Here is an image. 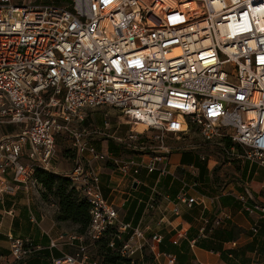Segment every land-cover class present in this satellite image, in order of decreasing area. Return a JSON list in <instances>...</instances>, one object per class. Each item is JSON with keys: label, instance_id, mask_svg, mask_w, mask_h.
Listing matches in <instances>:
<instances>
[{"label": "built area", "instance_id": "built-area-1", "mask_svg": "<svg viewBox=\"0 0 264 264\" xmlns=\"http://www.w3.org/2000/svg\"><path fill=\"white\" fill-rule=\"evenodd\" d=\"M43 1L0 0V126L17 128L0 138V202L38 187L36 171H50L58 137L70 138L78 155L64 177L91 205V221L83 234L50 241L51 251L76 250L53 256L52 264H101L92 248L109 233L108 248L125 259L161 243L162 236L150 239L119 218L96 162H109L129 180L144 169L176 176L164 154L146 161L98 150L89 138L108 137L110 123L80 130L72 122L82 123L84 111L118 110L132 127L122 142L135 150H148L146 132L159 134L166 149L165 135L197 129L207 145L224 147L228 139L241 148L227 149L224 158L264 168V0H75L72 10ZM197 188L183 183L175 201L166 198L174 215L181 206L205 205L189 197ZM159 195L154 188L149 210L160 208ZM251 199L248 190L237 197L244 212L264 218V205ZM7 237L11 260L0 254V262H26L43 251L31 240Z\"/></svg>", "mask_w": 264, "mask_h": 264}, {"label": "crops", "instance_id": "crops-1", "mask_svg": "<svg viewBox=\"0 0 264 264\" xmlns=\"http://www.w3.org/2000/svg\"><path fill=\"white\" fill-rule=\"evenodd\" d=\"M128 126L130 131L122 136L120 133ZM113 130V135H110ZM131 131L132 127L125 121L122 124L110 123L107 137L110 139L100 141L101 136H95L92 142L104 153L125 155L122 157L124 159L135 156L147 161L150 151L135 150L122 142ZM158 135L149 131L145 133V138L157 140ZM174 136L176 139L182 137ZM223 141L229 150L241 151L228 139ZM161 144L154 153L169 158V169L176 174L174 178L160 177L144 169L134 180H129L117 174L113 166L107 167L102 161L95 163L100 170L104 195L117 208L119 218L143 230L150 239L154 235L162 236L161 243L154 251L147 246L132 259H125L115 251H107L103 245L94 246L92 256L99 259L101 264H171L169 255L174 256L175 264H264V218L260 214H247L237 200L239 195L248 190L252 196L251 202L264 205V168L237 157L226 159L220 154L210 155L213 152L211 146L202 150L196 146L194 149L193 146L165 149ZM173 150L177 152L174 162L170 156ZM203 153L208 160H201L200 155ZM212 170L219 171L218 183L212 180ZM51 173L56 174L58 171ZM192 182L198 183V188L190 190L189 197L202 199L205 205L196 204L190 208L181 206L179 215H174L173 206L165 202L166 198L175 201L183 183ZM205 185L211 190H206ZM154 188L160 194L158 203L161 206L157 210H149L147 201ZM43 195L42 186L30 191L21 188L0 202V254L11 260L7 234L25 241L31 240L43 247L40 256L13 264H52L53 256L76 251L74 247L68 246H59L55 251L48 249L51 240H56L62 234L78 232L79 226L72 221L58 220V205ZM181 234L184 237H179ZM0 264L9 263L3 261Z\"/></svg>", "mask_w": 264, "mask_h": 264}, {"label": "rangeland", "instance_id": "rangeland-1", "mask_svg": "<svg viewBox=\"0 0 264 264\" xmlns=\"http://www.w3.org/2000/svg\"><path fill=\"white\" fill-rule=\"evenodd\" d=\"M24 0H16L17 3L23 2ZM28 1H33L37 3H43L46 1L43 0H28ZM57 4V1H56ZM58 5V4H57ZM58 6L62 7H68L69 9H73L75 6V0L73 1H67V0H62V2L59 3ZM85 113V120L81 123L77 118H74L72 125L75 127H78L80 130L86 129L89 132H94L98 127H102V125L108 121L111 124H117L123 123L124 119L122 117V114L119 113L118 110L115 108H111L108 106H99L96 109H91L84 111ZM115 121V122H114ZM141 131H143V128H140ZM17 128L13 126H0V138L11 134V133H16ZM130 131V127H125L124 131L120 133L122 136H126L128 132ZM113 132L110 135H113ZM97 135H93L92 137L89 138V140L92 142L94 140V137ZM100 137V136H99ZM116 137L118 135L116 134ZM100 141H104L105 139H110L107 137H100ZM148 143V151H150V154H153L155 151H157L158 145L161 143L155 139L153 140H147ZM163 143H165L166 147L173 148V147H183V148H188L189 146H196L198 150H202L203 148H207V146L213 147V152L209 153L210 155L218 156L220 154L223 157H227L226 155V150L229 149L227 146L222 147L221 145H207L206 142L203 141L199 130L197 129H192L188 135L182 136L180 139H176L174 135H166L163 139ZM93 145H96L95 143L92 142ZM56 152H55V158L52 163V167L50 169L51 172H57L58 173H68L70 169L74 166L75 158H76V149L74 146H72L70 138L67 136H60L58 137L56 141ZM97 146V145H96ZM177 152L172 151L170 152V156L172 158V161H176L177 159ZM111 154V153H110ZM117 156V155H116ZM119 157H125V155L119 156ZM208 160V158H207ZM103 164L107 167H112V165L104 161ZM219 170V169H218ZM213 171V170H212ZM56 173V175H59ZM53 174V173H52ZM59 175V176H63ZM219 171H213L212 175V180L216 183H218L220 176H218ZM170 177H168L169 179ZM209 182V181H208ZM39 184V182H38ZM41 185L39 184L38 187L32 188L30 190H37ZM43 188V187H42ZM206 190H211V188L208 185H205ZM29 190V191H30ZM46 193L43 188V194Z\"/></svg>", "mask_w": 264, "mask_h": 264}, {"label": "trees", "instance_id": "trees-1", "mask_svg": "<svg viewBox=\"0 0 264 264\" xmlns=\"http://www.w3.org/2000/svg\"><path fill=\"white\" fill-rule=\"evenodd\" d=\"M60 2L62 0H58L57 4L59 5ZM35 176L39 184L44 188V191H46L43 195L44 198L58 205L59 214L57 219L66 222L72 221L79 226L78 233L83 234L91 221V205L79 196L78 192L72 187L71 182L66 177L52 174L43 169L37 170ZM111 237L112 234L109 233L97 246L103 245L104 249L113 252L108 248Z\"/></svg>", "mask_w": 264, "mask_h": 264}, {"label": "snow or ice", "instance_id": "snow-or-ice-1", "mask_svg": "<svg viewBox=\"0 0 264 264\" xmlns=\"http://www.w3.org/2000/svg\"><path fill=\"white\" fill-rule=\"evenodd\" d=\"M174 127H176V126L174 125Z\"/></svg>", "mask_w": 264, "mask_h": 264}, {"label": "water", "instance_id": "water-1", "mask_svg": "<svg viewBox=\"0 0 264 264\" xmlns=\"http://www.w3.org/2000/svg\"><path fill=\"white\" fill-rule=\"evenodd\" d=\"M135 186H136V184H135Z\"/></svg>", "mask_w": 264, "mask_h": 264}]
</instances>
